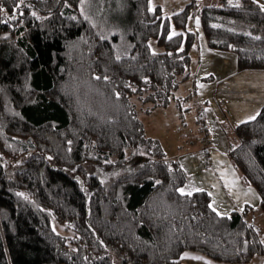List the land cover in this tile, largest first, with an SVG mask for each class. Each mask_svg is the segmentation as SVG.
<instances>
[{
  "label": "trees",
  "instance_id": "16d2710c",
  "mask_svg": "<svg viewBox=\"0 0 264 264\" xmlns=\"http://www.w3.org/2000/svg\"><path fill=\"white\" fill-rule=\"evenodd\" d=\"M192 5L168 15L151 0H104L103 30L80 0H0V264H186V249L246 263L264 253L253 206L221 215L207 189L181 192L187 170L138 112L167 106L190 76ZM199 17L209 47L236 53L240 69L264 68L256 0H218ZM233 130L227 153L264 210V105ZM210 159L199 157L204 168Z\"/></svg>",
  "mask_w": 264,
  "mask_h": 264
},
{
  "label": "rangeland",
  "instance_id": "374dc122",
  "mask_svg": "<svg viewBox=\"0 0 264 264\" xmlns=\"http://www.w3.org/2000/svg\"><path fill=\"white\" fill-rule=\"evenodd\" d=\"M104 0H85L83 5V13L91 16L95 15L94 18L96 19L98 28H104L103 30H106L107 23L110 18V12L108 11V8H99L98 6L102 4ZM189 1H193V8L189 17L188 21V28L194 29L197 32V39L196 42L192 48V63H191V69H190V76L180 84L178 89L176 90V98L173 99L167 106H156L155 108L151 109L150 111H143L139 109V115L144 123L145 132L150 135L154 136L160 139L162 142L166 154L170 158H176L178 152H180V143L182 142L180 139V134L184 131L188 132L190 134L191 130L196 133V131L199 130L200 126V116L201 114L205 116L208 119V116L206 113L209 114V122L210 124V130L212 133V137L214 138V141H216V144L219 146H225L224 139L226 138V135L222 133L223 128L226 129V126L229 127V133L227 132L228 139L231 140L234 136V130L233 125L230 124L231 118L230 115H226L224 119L221 118V112L223 114L227 113L229 111L228 108L222 109L219 107L217 103L208 104L204 100H201L199 96H195V84L200 83L201 86H206L212 83V79H214V74L218 73L220 70L219 65H216V62H214V59H218L221 62L222 56H225L228 59V62H230V65H237V55L236 53L230 51V50H221L216 48L209 47L205 34L203 32L201 23H200V17H199V11L200 9L209 4H217L218 0H151V4L153 6L160 4L162 7V10L165 14L171 15L173 12L182 9ZM100 3V4H99ZM103 6H105L103 4ZM197 20H199V23H197ZM244 29L247 30V27L242 26ZM173 30H176L175 28ZM103 32V31H102ZM103 34H108L104 32ZM153 43L155 45V42L153 40ZM234 59V61H233ZM214 76V77H213ZM214 82V81H213ZM190 88L188 89V87ZM191 94H193L196 98L192 99L190 98ZM179 99L188 101L189 105L192 108L193 113V121L194 124L192 127H184V121L178 117L177 110H181L179 107ZM185 105V104H184ZM183 111H186L187 109H182ZM207 110V111H206ZM210 115H212L213 119L210 120ZM249 117L246 116V118ZM245 118V117H244ZM226 124V125H225ZM233 132H232V131ZM221 131V132H220ZM189 135L187 136V138ZM235 137V136H234ZM186 138V137H184ZM185 139V141L187 140ZM228 144V142H227ZM198 146H190L189 150L190 152L197 153L199 149H197ZM227 147V146H226ZM212 156L214 153H220L224 154L226 157L228 156V153L223 150V148L216 147L211 149ZM222 151V152H221ZM224 152V153H223ZM200 157V154H198ZM198 157V159H199ZM212 168H213V160L212 165L210 168H204L202 166L201 161L199 160V164L197 165V168L192 167L189 169V174L191 180L189 182H186L184 186H182L185 191H191L195 188L193 186L192 181L195 183L196 180L205 185L213 184L209 182V180L206 178V176L211 173L212 174ZM100 176L104 182L109 181L110 179L117 176V173L115 171L110 172H101ZM220 201V200H219ZM248 218L251 220L255 226L259 229V235L262 240H264V210H262L259 207H253L248 213ZM58 229H61L58 225H56ZM185 252L191 253L189 256H184L183 254ZM181 256V260L186 264H208L209 261H211V264H264V253H257L252 260L246 263H234V262H227L223 260H219L216 258H213L199 250L194 249H186L183 252ZM197 257H203V259H198Z\"/></svg>",
  "mask_w": 264,
  "mask_h": 264
},
{
  "label": "crops",
  "instance_id": "0c3cea01",
  "mask_svg": "<svg viewBox=\"0 0 264 264\" xmlns=\"http://www.w3.org/2000/svg\"><path fill=\"white\" fill-rule=\"evenodd\" d=\"M260 3L264 4V0H260ZM213 61L216 62V65H219V72L214 74L215 77L213 76L212 83L209 82L210 84L206 86H201L200 83L197 86V84L193 83L196 86L195 96L198 95L201 100H204L208 104L217 103L224 110L228 108L229 111L227 113L223 114L221 112V118L224 119L226 115H230L232 119L230 124L233 126L241 121L247 120L246 116L248 115L255 116L264 105V68L240 69L238 68V60H236L237 65H230V62H228L225 56H222L221 62L218 59H214ZM195 96L191 94L190 98L195 99ZM179 102L181 103L179 104L181 110H177L178 117L184 121V127H192L194 124V112H192V108H188L191 107L189 100L185 101L181 99L180 101L179 99ZM182 109L187 110L183 111ZM206 115L209 119L208 112ZM204 118L205 124L211 132L210 124H208L209 120L205 116ZM211 119H213L212 115H210ZM227 128H223L222 130V133L226 135L223 144L225 146H220L221 143L218 146L213 138L212 148L219 147V149L223 148L224 151L228 152L229 139L227 138ZM188 135L189 137L187 138ZM184 137L187 138L186 141ZM180 139L182 141L180 143V152H178L176 158L180 160L189 174V169L192 167L197 168L199 164L198 154L200 150L198 154L188 151L192 145L198 146L197 149H200L197 132L194 133L191 130L190 134H188V132L184 131L180 134ZM212 160V174L209 173L206 178L213 184H201L195 178L196 182L194 183L192 181L193 186H195L193 190L207 189L212 195L213 207L221 213L229 214L234 209L241 210L247 204L258 207L260 202L258 191L242 181L241 173L234 166L231 158L226 157L224 154L214 153ZM190 180L189 174L187 182Z\"/></svg>",
  "mask_w": 264,
  "mask_h": 264
},
{
  "label": "built area",
  "instance_id": "2783aa9c",
  "mask_svg": "<svg viewBox=\"0 0 264 264\" xmlns=\"http://www.w3.org/2000/svg\"><path fill=\"white\" fill-rule=\"evenodd\" d=\"M200 126L199 130L197 131L201 145H200V157L202 159V163L204 166H209L210 165V152H211V147H212V136L211 133L209 132L206 124H205V119L204 116L201 114L200 116Z\"/></svg>",
  "mask_w": 264,
  "mask_h": 264
},
{
  "label": "snow or ice",
  "instance_id": "6c2138e0",
  "mask_svg": "<svg viewBox=\"0 0 264 264\" xmlns=\"http://www.w3.org/2000/svg\"><path fill=\"white\" fill-rule=\"evenodd\" d=\"M84 2H85V0H80V3H81V10H82V11H83V5H84ZM256 3L259 4L261 8H264V4H260V0H256ZM0 7H2V6H0ZM15 7H16V8H19V7H20V4H16ZM33 15H36V13L33 12ZM86 18H88V17H86ZM197 23H199V20H197ZM6 35H7V34H6ZM153 51H154V50H153ZM119 58H120L119 55H117V59H119ZM104 79H108V77H104ZM145 79H147V77H145ZM117 95H119V93H117ZM247 119H249V120L255 119V116H249V117H247ZM180 191H181V192H184L185 189L181 188ZM249 191H251V189H249ZM20 195H24V194H23V193H20ZM220 214H221V215H228L227 213H220ZM257 231H259V229H257ZM262 242H264V240H262ZM245 243H246V242H245ZM183 255H184V256H189V255H191V253L185 252ZM197 258H198V259H203V257H197ZM208 264H211V261H209Z\"/></svg>",
  "mask_w": 264,
  "mask_h": 264
}]
</instances>
